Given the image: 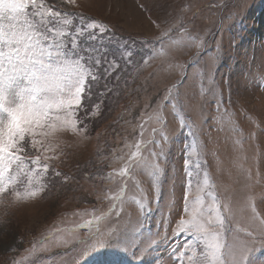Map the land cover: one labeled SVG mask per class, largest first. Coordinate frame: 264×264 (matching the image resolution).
<instances>
[{"label":"snow or ice","instance_id":"obj_1","mask_svg":"<svg viewBox=\"0 0 264 264\" xmlns=\"http://www.w3.org/2000/svg\"><path fill=\"white\" fill-rule=\"evenodd\" d=\"M75 4L76 0H0V203L9 198L36 197L45 191V184L33 181L36 168L41 169L42 175L50 171L40 155L32 154L44 148V142L36 137H47L49 130L58 135L86 133L87 121L97 115L101 107L100 103H93L92 98L100 88L110 91L108 81L120 79L121 63L132 62L134 53L126 43L122 49L109 47L114 40L119 44V40L106 24L61 8L62 5ZM77 19L78 23L75 22ZM210 35L205 32L193 36L181 22L165 29L158 38L165 50L157 52L153 46L148 57L143 59L142 62L147 63L154 56H161L170 67L179 69L181 79L157 102L154 117L149 116V120L155 119L159 128L152 127L151 138L145 139V125L142 123L139 138L132 145H126L135 150L119 157L123 161L118 172L122 187L111 197L119 202L118 206H112L115 220H111L112 214H108L110 223L106 229L97 226L86 236L58 241L56 247L62 249L60 256L75 253L70 261H61V264H80L83 257L108 246L114 238L124 242L125 250L131 251L136 264H145L146 255L169 239L171 219L163 222L160 231H142L153 210V201L147 193L154 192L158 202L168 177L172 143L166 119L169 112L179 118L180 127L187 128L188 134L194 138L184 149V176L187 179L182 211L188 218L180 215L175 226L171 227L176 264H257L256 253L264 252V213H259L254 204L248 211L246 203L233 200L230 184L221 185L224 193L219 194L207 161L201 163L197 160L195 167L203 168V185L198 190L203 193L208 189L211 203L205 206L203 196L198 195L195 204L191 207L189 204L188 192L193 176L190 160L197 149L195 137L199 129L196 121L190 117L186 119L185 114L192 109L191 101L195 98L190 91L192 86L186 82H194L197 78L200 81L199 95L205 103L199 104L196 111L201 122L206 119L205 108L210 102L215 103L216 111L211 118L218 125L224 123L225 116H232L227 109L220 113L225 85L220 73L224 48L222 40L209 39ZM186 37L188 42H185ZM181 43L184 47L194 46L196 55L188 63H173L183 50L179 46ZM188 68L193 71L189 73ZM235 69L234 64L228 65L229 72ZM261 76L264 77V73ZM231 83L229 79V89ZM249 119L259 125L256 131L247 134V139L252 141L251 158L255 162L258 150L264 155V113ZM232 131L240 133L236 127ZM243 142V136L236 141L237 144ZM212 155L217 171H222L220 159L215 153ZM228 157L229 176L231 164L248 158L234 156L231 151ZM243 171L251 180V169ZM55 175L61 173L55 172ZM130 180L140 192L139 198H131V203L136 206L135 212L125 211V205L129 203L125 199V190ZM260 197L264 199V192ZM238 215L240 219H237ZM104 219L105 214L94 217L95 222ZM94 221L89 220L80 227L91 229ZM49 239L45 236L39 248L34 244L25 250L29 253V264H45V260L47 264H55L47 255ZM80 245L85 247L80 248ZM13 264H16L15 260ZM157 264H168V261H157Z\"/></svg>","mask_w":264,"mask_h":264},{"label":"rangeland","instance_id":"obj_2","mask_svg":"<svg viewBox=\"0 0 264 264\" xmlns=\"http://www.w3.org/2000/svg\"><path fill=\"white\" fill-rule=\"evenodd\" d=\"M61 8L106 24L119 40V44L113 41L111 49H122L126 43L134 55L131 63H121L118 70L120 79L109 81L111 90L102 89L92 98V102L100 103L101 107L99 113L87 121L86 133L58 135L49 130L47 137H36L44 142V148L32 154L40 155L50 171L42 175L41 169L36 168L33 181H40L46 188L36 197L9 198L0 203V264H13L14 260L16 264H29V253L25 250L34 244L39 248L45 236L50 237L47 255L52 257L55 264L70 261L75 253L68 257L60 256L62 249L56 247L58 241L86 236L97 226L106 229L110 223L108 214H112L111 220H115L112 206H118L119 202L111 197L122 187L118 172L123 161L119 157L135 150L126 145H132L139 138L142 123L145 125V139L151 138L152 127L159 128L155 119L149 120V116L154 117L153 109L157 102L181 79L179 69L170 67L161 56H154L147 63L142 61L148 57L153 46L157 52L165 50L161 48L158 38L165 29L181 22L193 36L207 32L211 34L209 39L222 40L224 58L220 73L225 85L220 113L223 114L225 109L232 113L231 118L225 116L224 123L218 125L211 118L216 111L215 103L210 102L205 108L206 119L201 122L196 111L199 104L205 103L199 95L200 81L197 78L194 82H186L192 86L190 91L195 97L191 101L192 109L185 114L186 119L190 117L196 121L199 129L195 137L197 149L190 160L193 172L188 192L190 207L195 204L198 195L203 196L205 206L211 203V198L207 196L208 189L203 193L198 190L203 185V168L195 167L197 160H200L201 163L207 161L219 194L224 193L221 185L230 184L233 200L246 203L248 211L254 204L259 213H264V199L260 197L264 192V155L258 150L254 162L251 158L252 141L247 139V134L259 127L249 117L255 119L264 113V77L261 76L264 73V0H76L75 5H62ZM76 21L79 22L78 19ZM143 41L152 43L144 44ZM185 42H188L187 37ZM179 46L183 50L173 63L190 62L196 55V48L184 47V43ZM229 64L236 66L234 72L228 71ZM192 71L193 68H188L189 73ZM229 79L231 89L227 84ZM100 93L104 95L100 96ZM166 119L172 135L168 177L158 202L154 192L147 193L153 201V210L142 229L145 233L160 231L163 222L169 219L172 221L171 227H174L180 215L188 218L182 211L187 179L184 176V149L192 144L194 138L188 134L187 128L180 127L179 118H174L173 113H167ZM233 127L239 128L240 133L232 131ZM242 136L244 142L237 144L236 141ZM229 151L234 156L248 157L231 164V176ZM212 153L221 161L220 172ZM244 169H251V180ZM55 172L61 175L57 176ZM113 173L117 175H111ZM125 191V199L129 201L125 211L135 212L136 206L131 203V198H139L140 192L134 188L131 180ZM101 214H105V219L95 222L94 217ZM237 219H240L239 215ZM89 220L94 221L91 229L80 227ZM171 227L168 229L169 239L146 255L145 264H157L162 260L176 264ZM127 243L131 244V237ZM256 259L257 264H261L264 252L258 251ZM80 264L136 262L131 251L125 250L124 242L114 238L108 246L83 257Z\"/></svg>","mask_w":264,"mask_h":264},{"label":"trees","instance_id":"obj_3","mask_svg":"<svg viewBox=\"0 0 264 264\" xmlns=\"http://www.w3.org/2000/svg\"><path fill=\"white\" fill-rule=\"evenodd\" d=\"M86 17V16H85ZM87 18V17H86ZM89 19H93V18H91V17H89ZM114 45V43H112L111 45H110V48H112V46ZM103 83V82H102ZM108 83H109V81H108ZM103 88H100L99 90H98V92L99 91H101Z\"/></svg>","mask_w":264,"mask_h":264}]
</instances>
